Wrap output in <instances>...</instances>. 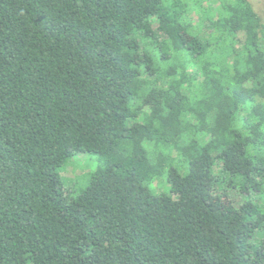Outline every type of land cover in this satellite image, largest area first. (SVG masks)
I'll return each mask as SVG.
<instances>
[{"label":"trees","instance_id":"1","mask_svg":"<svg viewBox=\"0 0 264 264\" xmlns=\"http://www.w3.org/2000/svg\"><path fill=\"white\" fill-rule=\"evenodd\" d=\"M0 264H264L250 0H0Z\"/></svg>","mask_w":264,"mask_h":264},{"label":"rangeland","instance_id":"2","mask_svg":"<svg viewBox=\"0 0 264 264\" xmlns=\"http://www.w3.org/2000/svg\"><path fill=\"white\" fill-rule=\"evenodd\" d=\"M250 2L255 12L264 20V0H250ZM96 164V158L89 154H79L77 157L72 158L63 166L61 172L64 183L73 181L77 187L83 186V183L87 181L88 174L95 169Z\"/></svg>","mask_w":264,"mask_h":264}]
</instances>
